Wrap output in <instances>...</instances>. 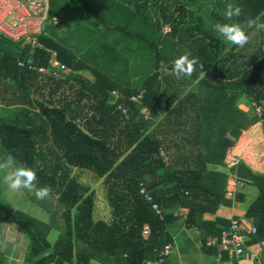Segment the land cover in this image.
I'll return each mask as SVG.
<instances>
[{
  "label": "trees",
  "instance_id": "1",
  "mask_svg": "<svg viewBox=\"0 0 264 264\" xmlns=\"http://www.w3.org/2000/svg\"><path fill=\"white\" fill-rule=\"evenodd\" d=\"M228 4L239 6L240 16L227 17ZM65 14L72 17L73 31L60 36L62 24L54 21ZM257 18L264 20V0H48L38 38L44 49L0 36V105L11 109L0 113V147L20 167L35 171L37 188L48 187L64 208V229L52 246L51 226L10 211L0 199V225H13L27 241L24 264L156 263L170 244L167 226L174 220L173 209H188L186 227L205 229L210 225L202 222L204 214L231 205L224 199L226 176L206 166H223L241 131L259 122L264 131V40L243 70L223 72V77L238 76L237 81L214 85L199 77L226 51L237 49L221 40L216 25L243 27ZM72 36L83 45L80 49L69 45ZM178 47L186 48L197 68L178 82H167L160 69L170 68ZM52 53L69 71L60 79L37 71L49 69ZM134 70L141 75L136 82ZM66 87L74 90V99L65 96ZM188 87L196 92L179 100ZM34 91L43 102L32 98ZM140 93L141 105L131 103ZM239 97L260 107L261 117L239 111L236 119L229 117ZM160 113H166L158 125L162 131L149 132ZM164 135L182 142L183 147L172 143L180 157L196 152V162L167 165L161 155L170 149L163 145ZM195 138L201 142L191 146ZM73 169L104 179L110 223L93 220L95 194L71 176ZM231 171L237 181L257 189L245 219L257 228L249 243L264 241V174L243 164ZM144 226L150 230L147 238Z\"/></svg>",
  "mask_w": 264,
  "mask_h": 264
},
{
  "label": "crops",
  "instance_id": "2",
  "mask_svg": "<svg viewBox=\"0 0 264 264\" xmlns=\"http://www.w3.org/2000/svg\"><path fill=\"white\" fill-rule=\"evenodd\" d=\"M217 63L214 65H217ZM222 65L224 66V64ZM234 65L231 64L226 66H232L233 68H230V70L235 71V68L237 67ZM221 67L222 66H220V69L218 68L217 70L218 75L215 74L217 75V77L215 76L216 79H219V82H217V84L224 82H235L238 80V77L234 74L231 78L229 77V75H225V77H223V72L227 69L225 68L223 70V68ZM209 69H207L206 71H208ZM199 79L202 78L199 77ZM169 94L170 93H167V95L164 94L165 96L163 95V100H166ZM181 98L179 100H181ZM244 103L245 101L243 97L237 98L233 105V108L230 109L231 111L229 112V117H232L234 115L236 119V111L247 114L248 109ZM242 108L244 109L242 110ZM165 116L166 113H160L155 119H153V124L149 129V132L162 131L158 129V125ZM162 129L170 132L174 130L173 127L166 126ZM262 130V123H258L250 127L246 131H241V137L238 139L235 145L228 150L226 158L224 160V165L217 166L208 164L206 166V169L209 172H220L224 176L231 177L227 180L228 186L226 184L224 194V199L226 201H229L231 205H220L214 213L204 214L201 219L202 222L210 225L205 229L186 227L185 221L189 213L188 209H173L171 211V214L174 220H171L169 225L167 226V234L170 239L169 245H171V253L161 263L153 264H244L240 261L229 259L225 255H223L221 259H218L216 249L207 248L205 246V243L207 239H209V237H216L215 235H217V232L222 231L232 221L246 220V209L256 200L258 192L255 187L249 186L244 182L237 181L234 173L231 170L236 168L239 164H243L254 174H264V142L261 140V137H263ZM159 137L162 138L161 136ZM227 137L229 138V135H227ZM173 142H177L179 147H183L182 142H180L177 137H172L171 135L167 137L165 136L163 145L166 147H170V149L169 151H167V153L161 151V155L164 157L166 164L168 165L177 162L178 168L181 166V164L185 163H187L188 165H193L196 162V152H194L193 154H189L187 156V159L183 156L180 157L177 153V150L174 148V144H172ZM200 142V138H195L192 141L193 145L191 146H197ZM216 142L217 138H213L211 143L215 144ZM107 209L109 211L108 213H110V208L107 207ZM102 210H104V208H102ZM93 220L95 222L103 221L109 223L108 220L101 219L98 213H94ZM211 225H214L215 229ZM214 231L216 232V234ZM51 242L52 241H49V243ZM27 245V241L24 239V237L16 227H14L13 225H0V264H24V258L27 254ZM90 264L100 263L91 261Z\"/></svg>",
  "mask_w": 264,
  "mask_h": 264
},
{
  "label": "rangeland",
  "instance_id": "3",
  "mask_svg": "<svg viewBox=\"0 0 264 264\" xmlns=\"http://www.w3.org/2000/svg\"><path fill=\"white\" fill-rule=\"evenodd\" d=\"M127 1V0H126ZM54 22L58 24H62V27L58 30V35L64 36L68 31H73V21L72 17L69 14H65L63 16H60L57 20ZM164 33L168 32V28L163 29ZM246 32H248V29H246ZM249 39L248 43L244 47H238L235 51H226L220 58V61L217 63V65L212 66L208 71H206L204 74L200 75L201 78L206 79L207 81L211 82L212 84L216 85L217 82H219V79H216L218 75V68H223V70L226 68L227 70H230V68H233L232 66H226L231 65L235 61V65L238 69V71L243 70L247 64H250L252 62L251 58L256 54L258 48L260 47L262 41L264 40V37L262 35V32L256 31L255 28L251 29L247 33ZM73 37V36H72ZM221 40H225L221 36ZM81 42L76 38L73 37L69 43V45L72 48L80 49L83 45L80 44ZM74 49V51H76ZM83 51V50H81ZM186 51L182 48H177L175 52L173 53L172 61L170 68L168 69L165 66H162L160 69L161 76L167 79V82H173L179 80L173 72H172V65L173 61L178 58L181 55H187L189 59L194 60L189 56L188 53H185ZM77 58H81V54H77ZM224 64V66L222 65ZM90 66V63H88ZM197 68V64L193 66V70ZM222 71V70H221ZM225 71V70H224ZM231 71V70H230ZM232 72V71H231ZM85 77L91 78V75L88 73H83ZM133 76L132 82H136L141 78V75L139 73H135V70L131 73ZM217 74V75H215ZM204 76V77H203ZM216 76V77H215ZM238 77V76H237ZM215 79V80H214ZM180 81V80H179ZM196 91L192 89L191 87H188L184 93L181 96H184L182 98H185L187 94H194ZM63 93L65 96H68L70 99H74V90L69 89L68 87L64 88ZM32 98L34 100H38L40 103L43 102L41 98H39L38 93L36 91L33 92ZM181 98V99H182ZM245 101V105L248 109V116L249 117H257L256 113L254 111V106H257L253 102L251 103L250 100L247 97H243ZM168 99V98H167ZM166 99V101H167ZM183 100V99H182ZM176 104V103H175ZM187 104V103H186ZM171 104H168L167 106H170ZM166 106V107H167ZM175 106V105H174ZM244 108H242L243 110ZM11 110L10 108H5L4 106L0 105V113H5L6 111ZM245 111V110H244ZM247 112V111H246ZM146 117L148 118V113H146ZM261 123V122H259ZM258 124V123H257ZM248 130V129H247ZM246 131V130H244ZM263 131V130H262ZM242 135V133H241ZM240 135V137H241ZM261 140L264 142V131H263V137H261ZM10 166L5 168L3 165L9 164ZM20 167V165L13 161L9 155L0 147V199L3 201V203L7 206V208L10 211H21L49 226H51V231L49 234V241H52L50 244L53 246L57 239L59 238L61 232L64 229V220H63V212L64 208L58 203V196L55 193L49 192L48 196L43 199H37L35 197L34 192H30L24 189H21L19 191L13 192L8 187L7 184L4 181V176L8 174L9 172L13 171L15 168ZM78 183L87 186L92 190L95 194L94 196V205H93V216L95 214H99V217L104 220H108L109 223L111 222L112 216L111 211L108 213V204H107V187L104 184V179H98L93 173L79 170V169H73L72 175H71ZM231 177L226 176V179L228 180ZM234 179V178H233ZM232 179V180H233ZM227 182V181H226ZM228 186V183H227ZM104 208V210H102ZM73 215V212H72ZM27 255V254H26ZM26 257V256H25ZM25 259V258H24Z\"/></svg>",
  "mask_w": 264,
  "mask_h": 264
},
{
  "label": "built area",
  "instance_id": "4",
  "mask_svg": "<svg viewBox=\"0 0 264 264\" xmlns=\"http://www.w3.org/2000/svg\"><path fill=\"white\" fill-rule=\"evenodd\" d=\"M48 14V0H0V36L12 43H20L30 46L32 49H44L38 38L43 34L44 25ZM22 67V64H19ZM31 69V68H29ZM39 74L60 79L62 75L69 73L68 69L56 60V55L51 54L49 69H38ZM117 100L119 95L112 93ZM143 93L132 96L129 100L133 104L141 105ZM254 106L258 117L262 115V109ZM123 114L124 109L118 107ZM148 202L151 198L146 196L144 190L140 192ZM153 211L161 218L162 214L156 205ZM150 230L147 226L142 229V236L147 238ZM257 236V228L252 221H232L229 227L222 230L216 237L207 239L205 246L216 249L218 259L225 255L229 259L240 261L244 264H264V241L249 243ZM171 253V245L163 248L156 263H161ZM153 264V263H147Z\"/></svg>",
  "mask_w": 264,
  "mask_h": 264
},
{
  "label": "clouds",
  "instance_id": "5",
  "mask_svg": "<svg viewBox=\"0 0 264 264\" xmlns=\"http://www.w3.org/2000/svg\"><path fill=\"white\" fill-rule=\"evenodd\" d=\"M241 14L239 6L228 4L226 6L225 15L229 18L238 17ZM255 28L256 31L264 32V20L249 19L243 27L239 24H218L215 31L225 40L238 47H244L248 43V35L246 29ZM196 64L195 60H191L187 55H181L173 61L172 72L177 77L189 76L193 71V66ZM9 164L3 165L7 168ZM37 180L36 172L30 168L18 167L4 176V181L7 187L13 191L21 189L34 192L37 199H43L48 196L50 189L48 187L37 188L35 181Z\"/></svg>",
  "mask_w": 264,
  "mask_h": 264
}]
</instances>
